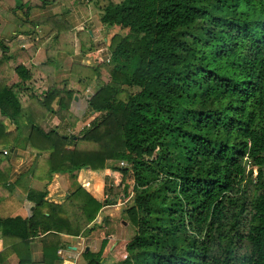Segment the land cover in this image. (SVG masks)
Returning <instances> with one entry per match:
<instances>
[{
    "label": "trees",
    "instance_id": "1",
    "mask_svg": "<svg viewBox=\"0 0 264 264\" xmlns=\"http://www.w3.org/2000/svg\"><path fill=\"white\" fill-rule=\"evenodd\" d=\"M31 1L0 0L9 15L66 4L88 17L90 0ZM93 1L106 32L100 65L79 63L94 45L58 15L19 23L25 36L35 26L50 31L28 48L16 36L0 39V148L32 157L21 176L44 186L54 174L70 181L59 204L23 189L33 209L0 218L2 246L17 264H59V235L78 236L103 206L75 173L117 169L115 161L126 165L121 216L134 229L117 264H264V0ZM37 48L45 60L34 65ZM67 59V77L55 81ZM103 66L107 81L86 98L100 118L80 136L46 127L48 117L75 127L70 103ZM10 161L0 158V198ZM33 240L39 263L29 258ZM104 245L84 251L82 264H99Z\"/></svg>",
    "mask_w": 264,
    "mask_h": 264
},
{
    "label": "crops",
    "instance_id": "2",
    "mask_svg": "<svg viewBox=\"0 0 264 264\" xmlns=\"http://www.w3.org/2000/svg\"><path fill=\"white\" fill-rule=\"evenodd\" d=\"M93 2V0H90L87 4V18H84L77 8L70 7L66 4L45 8L36 5V7L29 9L27 14L16 10L9 15L0 2V39L7 40L9 39V35L12 37L16 36L17 45L22 48H28L32 45L33 41L44 37L40 35L41 33L44 32L42 35H45L50 31L46 26H35L31 32L32 36H25L28 35L25 34L28 33V30L25 26L20 25L18 27V24L20 22L30 23L37 20L40 21V19L52 15L60 16L76 32L86 31L89 38L93 39L94 32L97 30L96 24L102 27L98 22V12L93 6ZM14 23L16 26H13ZM88 23L93 24L89 26V29H87ZM38 36L41 37L38 38ZM73 52L75 55L78 53V42L76 40H73ZM89 55L88 53L79 58V60L86 62V57L89 58ZM44 57V51L41 48H37L34 51L32 63L34 65L41 64L45 60L43 59ZM69 61L70 59H67L63 64ZM52 79H54V76ZM48 119H50L52 127H59V125L53 122V120H56L55 118L48 117ZM6 126L8 129H12L11 125L6 124ZM8 157L11 158L10 164L12 168L9 178L5 183V186L8 188V194L0 198V218H25L30 216L33 204L25 199L23 189H30L36 192L44 191L46 193L45 200L55 204L61 203L64 196L69 193L70 181L67 175L54 174L50 182L44 186L43 183L32 180L28 174L21 176V173L30 166L33 160L31 156L21 150H16L15 152H9ZM120 174L123 177V171L118 169H105L103 172L80 170L75 173V180L91 198L101 201L104 178L108 176L115 183L119 180L118 177ZM17 178V184L14 186L13 184ZM121 210L119 207L113 210H107L106 207H101L95 218L82 229L78 236L60 234L58 249L56 251L60 260L59 264H82V253L86 250L92 253L97 252L102 241L105 242V245L101 251L99 264L119 263L121 261L120 255L124 252V246L129 239V236L125 234L126 224L119 218ZM107 230H109V233H106ZM29 253L30 261L39 263L42 255L41 243L36 240L30 241ZM17 261L14 253L8 247L2 246L0 234V264H17Z\"/></svg>",
    "mask_w": 264,
    "mask_h": 264
},
{
    "label": "rangeland",
    "instance_id": "3",
    "mask_svg": "<svg viewBox=\"0 0 264 264\" xmlns=\"http://www.w3.org/2000/svg\"><path fill=\"white\" fill-rule=\"evenodd\" d=\"M15 20V19H14ZM90 25H93L91 23H88L87 25V29H89ZM13 26H16V24L14 23ZM18 27H20V24H18ZM26 29L28 30L29 28L26 27ZM93 29V28H92ZM96 32H94V36L93 39L90 38L92 44L94 45V49L91 53H89V58L86 57V62L79 60V63L82 64L81 65H95L98 64L100 65V63L103 61V56L105 54H107V46H106V42H104V35L106 34V32L104 31V29L102 27H100L98 24H96ZM74 33L76 32L75 30H73ZM110 32H118L117 29L113 28L110 29ZM44 33V32H43ZM43 33H41V36H45L48 33H46L45 35H42ZM122 33V32H120ZM41 36H38V38H40ZM12 36L9 35V38H11ZM75 55V54H74ZM76 57V55L74 56ZM77 58V57H76ZM45 59V57L43 58ZM78 59V58H77ZM89 61V62H87ZM69 62H66L63 67L64 70H60V71H55V73L53 74L54 76V80L55 81H60L64 78L67 77V65ZM107 73H108V69L106 67H102L100 70V77L98 78V80H96V82H91L89 84V86L87 87L86 91H85V96H78L76 97L75 101H71L70 106H69V111L76 117L77 119V123L75 125L74 128H66L65 124L61 125L59 124V122L57 120H53V122H55L57 125H59L58 127V131L60 133L63 134H68V135H72V136H80L82 134V132L88 128V126L93 122L96 121L100 118V114H93L91 112H89V110L87 109L86 106V95L89 96L91 95L95 90L98 89V86L100 84H103L107 81ZM57 121V122H56ZM46 127H52V125L50 124V119L46 120ZM57 128V127H56ZM9 147L5 146L2 149L0 148V158H3V156L1 155V151L5 150L7 152L6 155H4V157L8 156L9 154ZM112 166L116 167L117 169L119 168V163L118 162H110ZM122 168H126V165L124 164ZM255 175V171H252V176ZM104 178V177H103ZM119 180L116 181L115 183L112 182V179H110V177H105L103 180V189H102V198H101V203H102V207H106L107 210H113L114 208L119 207L120 209H124L126 207V205H118L117 201L115 200L113 202V204H106L104 202V200L108 197H110L111 195H120L121 194V188L124 184H130L129 180L127 179V177L123 176L121 177V174L119 175ZM116 196V197H117ZM120 220L125 222L126 224V230H125V234L126 236H129L128 241L133 237L134 234V229L132 227L131 224H128L126 221L122 220V216L120 215ZM106 233H109V230L106 231ZM128 238V237H127ZM126 238V239H127ZM125 239V240H126ZM128 241L126 243H128Z\"/></svg>",
    "mask_w": 264,
    "mask_h": 264
},
{
    "label": "built area",
    "instance_id": "4",
    "mask_svg": "<svg viewBox=\"0 0 264 264\" xmlns=\"http://www.w3.org/2000/svg\"><path fill=\"white\" fill-rule=\"evenodd\" d=\"M103 61H104V59H103ZM6 154L7 153H6L5 150H2L1 151V155L2 156L6 155ZM123 165H124V163H122V162L119 163V167H123ZM129 197H130V194L127 197H125V198H123L121 195H119V196H117V198L115 200L117 201V204L118 205H123L128 200ZM120 256H121V258H120L121 261L125 260V258H126L125 251Z\"/></svg>",
    "mask_w": 264,
    "mask_h": 264
},
{
    "label": "water",
    "instance_id": "5",
    "mask_svg": "<svg viewBox=\"0 0 264 264\" xmlns=\"http://www.w3.org/2000/svg\"><path fill=\"white\" fill-rule=\"evenodd\" d=\"M73 100H76V97H73Z\"/></svg>",
    "mask_w": 264,
    "mask_h": 264
}]
</instances>
